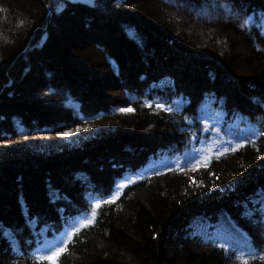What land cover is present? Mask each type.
I'll use <instances>...</instances> for the list:
<instances>
[{
	"label": "trees",
	"instance_id": "obj_1",
	"mask_svg": "<svg viewBox=\"0 0 264 264\" xmlns=\"http://www.w3.org/2000/svg\"><path fill=\"white\" fill-rule=\"evenodd\" d=\"M0 264H264V0H0Z\"/></svg>",
	"mask_w": 264,
	"mask_h": 264
},
{
	"label": "rangeland",
	"instance_id": "obj_2",
	"mask_svg": "<svg viewBox=\"0 0 264 264\" xmlns=\"http://www.w3.org/2000/svg\"><path fill=\"white\" fill-rule=\"evenodd\" d=\"M243 1L246 2V0ZM174 8L177 10L178 6L175 5ZM209 227L213 228L210 229ZM193 229L194 233L197 235L206 236L207 234L211 233V237L220 238L223 240L240 238L243 235L227 218H224V220L218 224H214L212 222L209 223L207 219L198 221L196 225L193 226Z\"/></svg>",
	"mask_w": 264,
	"mask_h": 264
}]
</instances>
